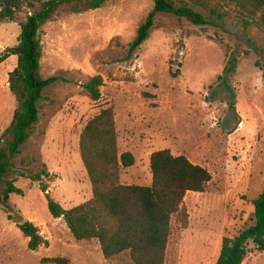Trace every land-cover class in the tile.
<instances>
[{"label":"rangeland","instance_id":"obj_1","mask_svg":"<svg viewBox=\"0 0 264 264\" xmlns=\"http://www.w3.org/2000/svg\"><path fill=\"white\" fill-rule=\"evenodd\" d=\"M31 0L39 8L40 2ZM153 0H112L82 14L68 9L41 30L42 74L60 80L40 101V120L14 159L10 179L24 195L0 203V264H133L128 255L104 258L97 240L77 241L63 219L50 214L40 183L30 176L47 170L50 197L70 210L92 198L79 140L89 120L114 108L120 153L134 155L124 169L127 185L150 186L151 155L170 150L212 175L205 193L184 200L187 223L174 217L165 264H216L224 237L255 225L253 201L264 188V27L233 6L196 26L171 14H156L147 41L131 50L138 29L154 11ZM0 22V54L18 44L19 22ZM235 58L236 70L224 75ZM18 59L0 65V137L20 105L9 77ZM101 76L102 98L92 101L84 85ZM12 216L14 220H10ZM46 245L28 249L16 221H31ZM244 264H264L251 245Z\"/></svg>","mask_w":264,"mask_h":264},{"label":"trees","instance_id":"obj_2","mask_svg":"<svg viewBox=\"0 0 264 264\" xmlns=\"http://www.w3.org/2000/svg\"><path fill=\"white\" fill-rule=\"evenodd\" d=\"M112 0H48L36 6L31 0H0V22L18 21L26 9L25 20L20 21L18 44L0 54V65L11 56L18 59L16 69L10 74L11 92L20 100L9 128L0 137V203H10L11 195H24L9 176L14 169V159L31 138L32 128L40 120L39 103L48 87L59 77L45 78L42 74L43 44L41 30L68 9L82 14L104 7ZM154 11L138 29L131 50L140 48L149 38L156 14H171L186 19L196 26L208 24V16H219L223 7L233 5L245 19V25L257 23L264 27V0H153ZM236 59L224 70V75L236 70ZM104 79L91 78L83 87L89 98L99 102ZM118 132L113 107L102 109L87 122L79 140V150L92 186V198L70 210L64 209L49 194L44 170L30 176L40 183L45 193L50 214L63 219L77 241L97 240L107 260L128 255L133 264H165L172 234L174 217L187 223L188 213L184 200L189 192L205 193L212 181L211 173L192 163L185 156H175L170 150H160L151 155L153 176L150 186L127 185L121 180L122 171L135 165L134 155L120 153ZM255 225L235 237H224L216 264H244L251 245L264 252V188L253 201ZM10 220H14L9 216ZM17 227L29 240L28 249L37 251L46 241L40 229L32 222L16 221ZM46 264H70L63 257L46 258Z\"/></svg>","mask_w":264,"mask_h":264},{"label":"crops","instance_id":"obj_3","mask_svg":"<svg viewBox=\"0 0 264 264\" xmlns=\"http://www.w3.org/2000/svg\"><path fill=\"white\" fill-rule=\"evenodd\" d=\"M30 222H32V220H31ZM32 223H33V222H32Z\"/></svg>","mask_w":264,"mask_h":264}]
</instances>
